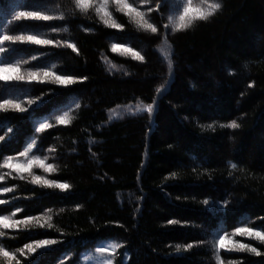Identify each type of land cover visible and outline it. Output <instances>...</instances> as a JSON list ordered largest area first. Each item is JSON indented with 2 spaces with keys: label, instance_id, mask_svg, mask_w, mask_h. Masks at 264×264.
Listing matches in <instances>:
<instances>
[{
  "label": "trees",
  "instance_id": "obj_1",
  "mask_svg": "<svg viewBox=\"0 0 264 264\" xmlns=\"http://www.w3.org/2000/svg\"><path fill=\"white\" fill-rule=\"evenodd\" d=\"M129 2L161 34L137 29L111 5L123 32L105 28L94 11H76L72 0H0V35L23 32L59 42L56 47L6 42L15 50L0 54V63L19 60L22 69L39 65L83 81L67 87L12 83L6 94L0 82L6 97L39 98L28 113H0L11 118L8 126L14 130L0 131L6 136L0 162L36 140L38 150L29 155L47 157L45 162L56 167L50 173L33 172L72 186L68 192L43 189L0 169V189H15L0 195L9 201L0 209L10 214L20 206L17 218L50 216L53 225L30 232L4 230L0 243L14 250L31 239L62 241L20 257L21 264L37 257V264H99L102 257L95 248L112 243L122 245L103 254L113 264H216L212 245L223 234L219 229L229 235L238 226L264 230V0H209L221 8L207 21L175 33L171 24L167 30L163 24L169 15L175 18L184 0H166L167 6L162 0ZM192 2L203 6L200 0ZM20 10L66 19L16 21ZM65 42L74 43L79 54ZM113 42L136 49L144 61L113 53ZM162 52L171 56V76ZM32 55L38 59L32 61ZM153 98L158 105L152 116L128 110ZM116 111L120 115H113ZM65 113L69 122L58 124ZM233 121L240 127H221ZM40 123L52 127L36 133ZM169 219L180 223L169 225ZM233 239L264 252L257 241ZM189 243L194 245L189 251L175 252L177 244ZM220 254L225 264L228 258L264 264V256Z\"/></svg>",
  "mask_w": 264,
  "mask_h": 264
},
{
  "label": "snow or ice",
  "instance_id": "obj_2",
  "mask_svg": "<svg viewBox=\"0 0 264 264\" xmlns=\"http://www.w3.org/2000/svg\"><path fill=\"white\" fill-rule=\"evenodd\" d=\"M72 2L75 6V10L80 13L86 14L89 11H94L100 22L107 29L116 30L119 32H123L125 30V26L119 23L113 12L109 10L111 5L114 6L116 13H120L127 17L129 22L136 25L137 29L144 32H149L153 35L161 34L160 29L146 18L147 14L135 7L133 3L129 2V0H72ZM200 2L201 5H203L202 7H193L192 0H184L183 6L179 10L178 14L175 16V18H173L172 15H169L168 23L163 24V29L167 30L171 24L172 32L175 33L184 31L191 28L196 21H207L221 8V4L212 3L209 2V0H200ZM162 4L167 6L166 0H162ZM159 8L160 6H157L156 10L159 11ZM149 11H151V9ZM14 19L16 21L23 20L34 22H50L56 20L64 21L66 17L64 15L55 16L45 14L43 11L39 10H20L15 12ZM64 31H68V28L65 27ZM6 42L12 45L59 46L58 41L54 42L53 40L42 38L34 34H24L23 32L20 34H2L0 35V54H5L15 50L5 47L4 45ZM163 43H168L167 34H163ZM63 46L67 49H71L73 53L79 54L77 46L74 43L65 42ZM111 51L113 53L127 54L133 61L143 62L145 59L144 56L141 55V53L136 49L129 47L127 44H122L119 42L111 43ZM162 55H164V59L168 61V73L169 76H171L173 74V63L171 56L170 54H164L163 52ZM37 59L38 56L32 55V61H36ZM23 63L28 64L29 61L24 60ZM52 67H55V65ZM125 75H127V73H125ZM0 82L5 85L2 92L6 94L8 91L7 85L12 83H35L38 85L56 84L67 87L77 83H82L83 81H78L76 78L70 75L57 74L56 72H53L51 68L39 65L28 69H22L21 62L17 60L16 62L0 63ZM165 83H167V81H165ZM251 86L252 85H249V87ZM156 93L161 94L162 87L156 88ZM38 99L39 98H29L22 101L17 98H10L0 94V113L7 114L10 111L20 114L28 113L29 109L33 105H37ZM25 104L28 105V107H25ZM157 105L158 99L153 98L151 103L137 104L134 111L132 106L129 105L128 110L132 113V115H135L139 112H146L149 116H152ZM77 107H79V105H77ZM10 119L11 118L7 115L0 117V120L5 122L0 124V131L6 127L8 134L13 133V127L8 126ZM68 122L67 113H65L64 116L57 118L58 124L64 125ZM51 127L52 124L50 123H40L38 127H35L34 131L36 133H43L46 129ZM209 127H211V125H209ZM221 127L237 129L240 127V125L233 121L227 125H221ZM5 142L6 136L0 135V144ZM7 142H10V138ZM34 149L38 150L36 140H32L31 143H28L24 150L20 151L18 154L4 155L2 157V162H0V169L9 170L8 172L4 173V175H12L15 173L13 179H19L21 181L28 179L32 185H38L43 189H53L59 190L60 192H68L72 188L69 183L47 179L33 172L34 168H38L42 169L45 173H50L53 172L56 167L54 164L45 162L47 157L42 159L39 155H29L30 153H33ZM48 151L52 152L55 151V149L49 148ZM231 167L235 169L237 165L233 163ZM174 175L175 173H173V176ZM3 178L4 177L0 175V181H2ZM14 190L15 189L13 187H3L0 189V195L12 193ZM8 203L9 201L0 199V206H4ZM203 203L208 205L209 201L205 199ZM8 211L10 214L0 209V238L5 236L4 230L19 231L23 229L30 232L32 228L51 229L53 227L51 223L52 218L50 216L45 217L40 215H26L23 218H17L19 213L23 211L22 207L20 206H17L15 209H9ZM179 223L180 222L176 219L168 220L169 225H177ZM220 231H223V234H218L212 245L216 264H225V260L222 259L220 254L221 250L228 253H247L256 257L264 256V252L259 250L257 247L248 243L237 242L233 239V237L237 236L246 237L249 240L257 241L259 244L264 245V230L238 226L235 227V229L231 232V235H229L224 229H219L218 233ZM58 243H62V241L51 238L31 239L30 242H26L22 247H16L14 250H9V247H6L4 244L0 243V262H2V264H21V260L19 259L20 257L27 258L33 254H36L38 250L49 249L51 246L57 245ZM119 247H122V245L116 243H112L107 247H96L95 252L100 254L102 257L99 261V264H113V261L111 259L104 258L103 254H111L112 249ZM192 247H194L192 243L184 246L177 244L175 247V252H187ZM38 260L39 257H37L36 260H33L32 264H37ZM226 264H241V261L239 259L228 258Z\"/></svg>",
  "mask_w": 264,
  "mask_h": 264
},
{
  "label": "rangeland",
  "instance_id": "obj_3",
  "mask_svg": "<svg viewBox=\"0 0 264 264\" xmlns=\"http://www.w3.org/2000/svg\"><path fill=\"white\" fill-rule=\"evenodd\" d=\"M113 115L118 116V115H120V112L118 113V111H116V112L113 113Z\"/></svg>",
  "mask_w": 264,
  "mask_h": 264
}]
</instances>
